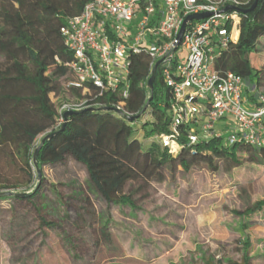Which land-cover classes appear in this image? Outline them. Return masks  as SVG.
<instances>
[{"label": "trees", "instance_id": "16d2710c", "mask_svg": "<svg viewBox=\"0 0 264 264\" xmlns=\"http://www.w3.org/2000/svg\"><path fill=\"white\" fill-rule=\"evenodd\" d=\"M88 1L0 0V149L10 163L23 172L28 187L26 191H15L8 190L9 185H0V190L13 192L0 197L1 208L11 199L35 198L42 189L44 166L63 162L68 156L85 166L90 189L108 204L132 203L125 192L128 182L138 179L161 182L167 172L172 171L177 156L170 145L163 143L162 134L171 135L183 146L181 163L186 170L193 163L210 167L222 163L223 168L230 171L241 164V152L247 155V160L264 164V146L228 145L223 136L191 143L188 137L191 126L180 125L173 129L169 112L172 92L164 83L160 67L153 89L149 88L152 69L146 53L130 56L127 98L118 94L104 95L98 101L106 102L105 105L73 110L77 112L69 116L61 129L64 122L58 124L60 107L51 94L59 92L62 81L70 77L66 62L73 59L61 28L69 17L80 14ZM238 1L234 6L248 9L255 0ZM232 11L239 19V37L224 49L216 65L255 82L264 80L259 57L264 37V0H257L250 11ZM231 26L230 23L229 28ZM254 53L258 55L255 60L259 66L253 63ZM121 102L130 114L117 109L116 105ZM54 132L57 133L43 142L46 135ZM151 136L155 138L149 139ZM38 169L42 171L41 179ZM84 195L83 192L77 195L83 203L81 209L87 212L79 214V218L84 220L85 215L95 218L92 201ZM262 210L264 199L257 200L240 214L252 216ZM241 231L244 254L241 262L231 261L230 264H253L251 235L244 225ZM206 264L213 263L208 259Z\"/></svg>", "mask_w": 264, "mask_h": 264}, {"label": "rangeland", "instance_id": "374dc122", "mask_svg": "<svg viewBox=\"0 0 264 264\" xmlns=\"http://www.w3.org/2000/svg\"><path fill=\"white\" fill-rule=\"evenodd\" d=\"M259 57L264 67V37ZM51 96L59 107L84 101L83 92L67 88L65 80ZM170 146L177 156L171 173L161 182H128L132 203L125 205L108 204L91 190L85 166L73 157L46 164L35 198L0 205V264H230L244 254L242 225L251 235L252 263L264 264V210L240 214L264 199V164L241 152V164L230 171L222 163H193L186 170L182 148L176 141ZM2 184L28 189L23 172L0 149ZM77 192L90 198L95 218L80 220L87 212Z\"/></svg>", "mask_w": 264, "mask_h": 264}, {"label": "built area", "instance_id": "2783aa9c", "mask_svg": "<svg viewBox=\"0 0 264 264\" xmlns=\"http://www.w3.org/2000/svg\"><path fill=\"white\" fill-rule=\"evenodd\" d=\"M238 4V0H89L61 28L73 53L66 62L71 75L65 85L82 91L84 101L63 104L58 124L64 122L65 111L105 105L98 101L104 95L127 98L130 56L146 53L152 70L159 62L157 69L172 92L173 129L191 126V143L223 136L228 145L263 147L264 80L255 82L216 65L239 37L234 36L237 13L223 9ZM203 12L211 15L188 19ZM123 105L117 104V109L126 111ZM160 138L168 145L175 141L167 134Z\"/></svg>", "mask_w": 264, "mask_h": 264}, {"label": "water", "instance_id": "95a60500", "mask_svg": "<svg viewBox=\"0 0 264 264\" xmlns=\"http://www.w3.org/2000/svg\"><path fill=\"white\" fill-rule=\"evenodd\" d=\"M256 4H257V0H255L254 3L251 5V7L248 8V9H242V8L237 7V6H234V5H227V6L223 9V11H228V10L236 9V10H239V11H242V12H247V11L252 10V9L256 6ZM209 15H211L210 12L196 13V14L190 15V16L188 17V19H190V18H197V19H200V18L207 17V16H209ZM184 27H185V26L183 25V27H182V29H181V32H180V36L182 35V33H183V31H184ZM158 64H159V62H157V63L154 65L153 70H152V73H151V75H150V77H149V80H148V86H149V88H150L151 90L153 89V86H154V79H155V74H156V71H157V66H158ZM73 112H77V111L68 110V111H65V112H64L63 116H64V119H65V120H64V123L62 124L61 129L64 128V125H65L66 121L68 120L69 116H70ZM131 119H133V117H131ZM56 133H57V132L50 133V134L46 135V137H44V139H43V142H44L47 138H51V137H53ZM39 150H40V146L37 147V149H36V151H35L34 159H36V156H37ZM38 175H39V179H41V177H42V171H41L40 169H38ZM12 193H13L12 191H2V192H0V197L10 196V195H12Z\"/></svg>", "mask_w": 264, "mask_h": 264}]
</instances>
